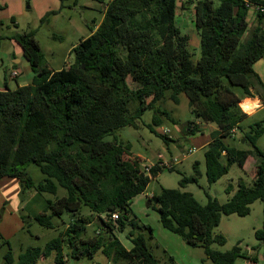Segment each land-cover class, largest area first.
<instances>
[{
	"label": "trees",
	"instance_id": "obj_1",
	"mask_svg": "<svg viewBox=\"0 0 264 264\" xmlns=\"http://www.w3.org/2000/svg\"><path fill=\"white\" fill-rule=\"evenodd\" d=\"M187 3L195 7L193 23L201 47L197 61L189 50L190 35L178 26V9L186 0H112L97 29L74 47L73 62L56 71L45 64L35 31L13 36L34 77L31 84L0 91V181L16 179L22 192L54 196L63 188L67 194L49 200L48 210L55 216L65 212L73 216L59 237L44 248L27 249L18 264H38L53 255L54 264L93 263L100 252L115 264H162L148 244L153 229L137 224L133 201L145 194L164 169L172 171L173 167L159 162L142 168L139 159H126L131 145L120 141L116 132L127 126L138 128L137 121L150 109L153 125L159 126L162 118L175 122L168 112L155 108L167 90H172L176 103L181 94L189 98L195 117L188 124L190 134L201 132L207 124L217 128L204 153L210 184L249 157L257 160L258 169L253 185L240 181L227 203L207 194L203 205L193 193L183 191L188 184L199 183L196 162L194 174L184 176L180 188H161L158 194L147 196L149 203L156 204L165 229L188 246L204 249L203 264L257 260L240 244L227 252L212 245L226 244L223 235L214 234L222 215L245 217L254 202L264 201V151L258 146L264 126L255 123L244 131L242 123L249 116L240 106L257 96L264 104V82L254 69L264 59V14L257 10L264 7V0ZM252 9L256 21L251 27ZM236 87L242 88L241 95ZM239 130L252 149L226 144L224 140ZM165 131L160 135L166 138ZM30 164L39 167L43 180H33L27 170ZM233 190L229 186L226 192ZM114 215H118L116 220ZM35 220L46 228L54 227L46 212ZM96 221L97 229L89 232ZM128 227L131 230L125 238L130 248L120 237ZM256 235L264 245V233ZM4 243L0 235V249ZM166 259L167 264H177L172 256ZM5 264H13L12 252L6 254Z\"/></svg>",
	"mask_w": 264,
	"mask_h": 264
},
{
	"label": "rangeland",
	"instance_id": "obj_2",
	"mask_svg": "<svg viewBox=\"0 0 264 264\" xmlns=\"http://www.w3.org/2000/svg\"><path fill=\"white\" fill-rule=\"evenodd\" d=\"M108 1L105 0V2ZM189 1L186 0V4L179 7L177 20L182 32L191 37L189 50L193 60L197 61L201 56L200 38L193 23L195 7L188 6L187 2ZM100 6L101 4L97 0H7V6L3 13L7 12L9 17L7 23H10L11 32L35 31L36 39L44 53L45 64L48 68L60 70L73 62L74 47L91 35L92 29L101 23L103 11ZM188 8L190 10H187ZM10 13H12L11 16ZM47 14L49 16L45 18ZM12 16L16 20V25L10 22ZM255 21L256 14L254 13L250 16L251 27ZM19 48L21 47L17 44L16 49ZM22 60L18 67L19 78L21 81H25L27 78L30 80L34 74L26 58ZM129 85L136 86L132 79H129ZM234 90L239 95L243 92L242 88L238 87ZM164 96L155 104V108L162 112H168L175 122L162 118L159 126L153 125L154 111L150 109L137 121L140 124L138 128L127 126L116 132V137L120 141L131 145V155H126V159H139L142 168L153 166L159 162L167 167H173L172 171L168 168L164 169L156 179L151 181L145 194L134 199L133 212L137 217L138 225L152 227V239L148 236V232L145 233L149 239L148 244L150 247L154 246V254L157 259L162 261V264H167L165 249H169L177 264H203V259L206 258L204 249L188 246L178 235L165 229L160 222V215L155 208L156 204H150L147 196L158 194L161 188H180L179 183L182 178L193 175L194 164L198 162L201 172L199 183L188 184L183 191L193 193L203 205L208 202L207 194L224 204L236 192L240 181H244L249 186L253 185L258 163L254 157H249L247 162L234 164L228 174L210 184L206 176L204 155L206 148H202L203 142L199 141L202 140V135L207 133H205V129L195 135L189 133L188 124L195 121L189 98L185 94H181L179 103H176L171 98L172 90H167ZM246 103L241 102L242 110L248 116L253 115L242 123L244 131H249V127L255 123H261L264 126V105L260 109L258 106L256 109L254 108V111L248 112ZM164 130L170 131L166 138L160 135L164 133ZM224 141L230 146L252 149V146L242 139L240 130L235 133L233 138ZM258 146L264 151V134L259 138ZM193 149L195 153L188 155L189 151ZM176 160H179L178 163H175ZM223 162L225 163V160ZM27 170L35 182H40L45 178L35 164H30ZM11 180L16 179L6 177L0 181V235L5 242L0 249V264H5V256L8 252H12L13 264H18L19 256L27 249L44 248L47 243L60 236L73 217L70 212L55 216L48 210L47 202L55 200L56 197L65 196L67 194L65 189L59 188L57 196H54L34 190L22 192L20 183H17L20 186V191L18 196H13L14 190L9 184L12 182ZM4 184H8L7 189L4 188ZM229 186L234 188L231 194L226 192ZM5 200L6 204H4ZM16 204L18 207L15 210ZM45 212L47 216H50L53 228H46L35 220L36 216L43 215ZM85 213L90 214L88 209H85ZM97 224L99 221L90 226L89 232L96 230ZM128 228L131 230V227ZM128 231L122 234L123 240H125ZM258 231L264 233V201L261 200L251 205V213L245 217H240L237 214L222 215L219 226L214 229V234L223 235L226 238V244L220 246L215 243L212 248L227 252L240 244L244 252L249 249L251 252H247V254L250 253L256 257L257 260H253L252 264H264V245L256 235ZM106 260L101 252L95 258V261L103 264H107ZM247 262L246 259L239 258L235 264H247ZM51 263H54V255L48 261H40L38 264ZM208 264L211 262L209 261Z\"/></svg>",
	"mask_w": 264,
	"mask_h": 264
},
{
	"label": "crops",
	"instance_id": "obj_3",
	"mask_svg": "<svg viewBox=\"0 0 264 264\" xmlns=\"http://www.w3.org/2000/svg\"><path fill=\"white\" fill-rule=\"evenodd\" d=\"M97 1H99L101 4L100 7L103 11V18H104L108 4L112 0H109L108 2H105V0H97ZM6 6H7V0H0V36H1V39H0V91H5L7 89L16 90L20 86L31 84L33 81V77H34V75H33L32 77H30L31 78L30 80H29V78H27V79H25V81L24 80L21 81V79L19 78L20 71H19L18 67H19L20 63L23 61L22 59H25L26 56H25L24 51H23L21 46H20L21 48H19L18 50L16 49L18 43L14 39H12L13 36L15 35V33L11 32L10 25H9L10 23H7V21L9 20L7 12L3 13ZM187 10H190V9H187ZM254 13L255 12L252 9V11H250V13H249V21H250L251 14H254ZM11 15H12V13H10V16ZM10 22L13 23L14 25L17 24L16 20L13 18V16L10 18ZM96 29H97V26L95 27V30ZM5 31H9L10 33H8V34L3 33ZM2 33H3V35H2ZM26 60H27V58H26ZM48 69L56 71V70L51 69V68H48ZM254 69H255V72L260 76V78L264 82V59H262L258 63H256V65L254 66ZM14 72L17 73L16 77H13ZM250 100H252V101H250ZM242 102L243 103L247 102L246 103L247 105L245 104V106H247V107L252 103L259 102V105H260L259 109L263 107L262 105H264L262 100L258 96L254 97V98H247V99H245V101H242ZM252 111H254V109L251 110L250 112H252ZM252 115H249V116H252ZM203 129H205V133H207V134L202 135V140L200 139L199 141L203 142L202 148L207 149L209 143L212 140L210 134L213 130H216L217 128L213 124H209V125L207 124V125L202 126V130ZM17 181L18 180H14L12 182H9L11 189L14 190V192H12L13 196H18L19 191H20V186L17 184L19 182H17ZM3 186H4V188L7 189L8 184H4ZM141 196H143V195H141ZM6 203L7 202L5 200L4 204H6ZM17 207H18V204H16L15 210L17 209ZM128 230H130V229L128 228ZM120 237L122 239V235ZM122 241L128 248H130L129 240H127L125 238V240L122 239ZM152 249H154V246L152 247ZM164 251H165L166 255L173 257V255H171V253L169 252V249H165ZM166 255H165V258H166ZM49 259L42 260V261H48ZM106 263L107 264H115L109 259L106 260ZM51 264H54V263H51ZM69 264H103V263L94 260L93 263L83 261L80 263H71L70 262ZM119 264H128V263L121 262Z\"/></svg>",
	"mask_w": 264,
	"mask_h": 264
},
{
	"label": "built area",
	"instance_id": "obj_4",
	"mask_svg": "<svg viewBox=\"0 0 264 264\" xmlns=\"http://www.w3.org/2000/svg\"><path fill=\"white\" fill-rule=\"evenodd\" d=\"M182 1H185V0H182ZM257 10H259L261 13L264 14V7L258 8ZM16 75H17V73L14 72L13 73V77H16ZM165 133H169V131L166 130ZM234 133H236V132L234 131ZM193 153H195V150L194 149L193 150H190L189 153H188V155H192ZM178 161L179 160H176L175 163H178ZM147 171H149V169H147ZM147 173H149V172H147ZM117 218H118V215H114V220H116ZM247 252H251V251L248 249ZM247 264H252V261H248Z\"/></svg>",
	"mask_w": 264,
	"mask_h": 264
},
{
	"label": "bare ground",
	"instance_id": "obj_5",
	"mask_svg": "<svg viewBox=\"0 0 264 264\" xmlns=\"http://www.w3.org/2000/svg\"><path fill=\"white\" fill-rule=\"evenodd\" d=\"M258 106H260V105H259V102L252 103V104H250V105L247 107V110H248V112H249V111L253 110L254 108H256V107H258Z\"/></svg>",
	"mask_w": 264,
	"mask_h": 264
}]
</instances>
